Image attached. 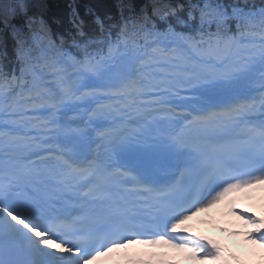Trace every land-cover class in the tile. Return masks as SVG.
Instances as JSON below:
<instances>
[{
    "label": "snow or ice",
    "instance_id": "1",
    "mask_svg": "<svg viewBox=\"0 0 264 264\" xmlns=\"http://www.w3.org/2000/svg\"><path fill=\"white\" fill-rule=\"evenodd\" d=\"M257 192L264 0H0V264H215L182 226L227 200L264 250Z\"/></svg>",
    "mask_w": 264,
    "mask_h": 264
},
{
    "label": "trees",
    "instance_id": "2",
    "mask_svg": "<svg viewBox=\"0 0 264 264\" xmlns=\"http://www.w3.org/2000/svg\"><path fill=\"white\" fill-rule=\"evenodd\" d=\"M90 2V0H82V3L83 4H87V3H89Z\"/></svg>",
    "mask_w": 264,
    "mask_h": 264
}]
</instances>
